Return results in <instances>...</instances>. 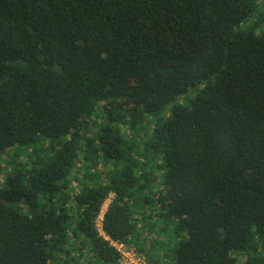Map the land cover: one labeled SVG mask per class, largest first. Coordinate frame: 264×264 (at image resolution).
<instances>
[{
    "label": "trees",
    "instance_id": "trees-1",
    "mask_svg": "<svg viewBox=\"0 0 264 264\" xmlns=\"http://www.w3.org/2000/svg\"><path fill=\"white\" fill-rule=\"evenodd\" d=\"M110 241L264 264V0H0V264Z\"/></svg>",
    "mask_w": 264,
    "mask_h": 264
},
{
    "label": "built area",
    "instance_id": "built-area-1",
    "mask_svg": "<svg viewBox=\"0 0 264 264\" xmlns=\"http://www.w3.org/2000/svg\"><path fill=\"white\" fill-rule=\"evenodd\" d=\"M106 210V209H105ZM105 210H101L95 220V226L97 227V230L100 234H103L102 231V218ZM113 246L117 248V250L120 252V264H146L145 259L142 255L137 254L132 248H126L121 243H117L114 241H110ZM129 262V263H128Z\"/></svg>",
    "mask_w": 264,
    "mask_h": 264
},
{
    "label": "rangeland",
    "instance_id": "rangeland-1",
    "mask_svg": "<svg viewBox=\"0 0 264 264\" xmlns=\"http://www.w3.org/2000/svg\"><path fill=\"white\" fill-rule=\"evenodd\" d=\"M194 93H195V91L194 90H189L188 92H187V94L189 95V96H192V95H194ZM100 168V171H101V173H103L102 171H105L107 168L105 167V166H100L99 167ZM112 194H110L109 196H108V198L104 201L105 203H103V205H102V209L103 210H105L106 208H107V206H108V204H109V202H110V200L112 199ZM82 262H86V260L84 259V257L82 258V260H81ZM129 263V262H128Z\"/></svg>",
    "mask_w": 264,
    "mask_h": 264
}]
</instances>
